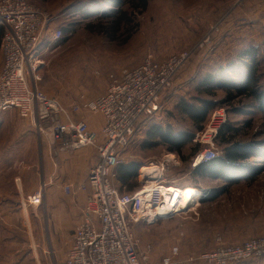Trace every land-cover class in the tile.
I'll use <instances>...</instances> for the list:
<instances>
[{"label": "rangeland", "instance_id": "374dc122", "mask_svg": "<svg viewBox=\"0 0 264 264\" xmlns=\"http://www.w3.org/2000/svg\"><path fill=\"white\" fill-rule=\"evenodd\" d=\"M27 2L52 18L47 37L41 44L40 58L44 63L39 87L46 96L59 100L66 110L70 109L80 88L93 96L101 95L112 76L118 77L122 70L136 67L148 55L162 62L172 54L194 49L191 60L165 95L162 111L148 123L159 124L162 128L169 124L175 131L187 130L192 134L198 130L187 119L177 115L171 119L167 113L179 99L196 95L195 84L209 72L225 65L240 43H247L242 48L249 47L257 42L260 44L264 38V0H142L145 6L140 0ZM119 5L130 20L114 31L103 17L110 18ZM67 27L70 32L65 43L51 39V32ZM62 38L61 32L60 40ZM206 39L210 41L207 43ZM222 98L223 94L219 92L214 100L220 102ZM221 105L223 107H216L209 116L224 110L227 123L244 128L238 140L259 153L264 152V117L253 107L254 103L236 100ZM2 115L0 203L9 193V174L15 173L12 160L20 157L9 155L13 153L9 149V139L16 131L19 133L21 124L26 123L16 111ZM245 122H250V126ZM144 137L145 132L133 140L121 165L141 162L144 166L155 163L158 158L168 160V156L173 155L175 161H170L165 182L182 187L194 183L201 172H211L212 196L198 200L168 220H159L155 224L131 223L138 254L141 259L148 256V260H142L143 264H160V258L172 245H177L185 256L264 236L263 156L252 153L244 172L232 173L230 178L228 175L214 177L217 175L214 165L193 176L191 160L196 151L192 141L183 149L182 156L186 160L182 161L181 157L167 152L164 146L143 149ZM144 182L148 183L142 181L140 186ZM42 207L28 208L22 213L14 209L8 213L7 207L0 205V264H56ZM149 246L150 252L146 253Z\"/></svg>", "mask_w": 264, "mask_h": 264}, {"label": "built area", "instance_id": "2783aa9c", "mask_svg": "<svg viewBox=\"0 0 264 264\" xmlns=\"http://www.w3.org/2000/svg\"><path fill=\"white\" fill-rule=\"evenodd\" d=\"M51 20L27 0H0V25L5 28L0 45V115L16 111L37 130L39 137L48 136L55 148L88 146L98 156L82 186L89 189L83 221L70 238L65 258L56 264H143L142 260H148V256L141 259L138 254L131 223L156 222L162 208L165 210L161 215L173 217L181 213L180 189L162 178L153 185L143 184L133 194L122 193L115 184L116 168L123 164L133 137L162 111L165 95L191 60L194 49L172 54L162 62L148 55L137 67L122 70L118 77L112 76L101 95L93 96L80 88L77 101L68 111L39 87L44 63L40 58L41 44ZM50 37L58 41L61 31L51 32ZM83 111L100 114L104 125L96 130L85 120L71 117V113ZM226 132L225 111L213 112L192 139L196 151L192 169L225 154L229 145L223 141ZM155 164L161 166L163 174L171 166L170 160L161 158ZM31 170L42 175L41 166H32ZM44 188L42 184L27 198L29 205L44 204ZM63 191L71 193L69 186H64ZM263 255L264 236L185 256L177 245H172L160 264H241Z\"/></svg>", "mask_w": 264, "mask_h": 264}, {"label": "trees", "instance_id": "16d2710c", "mask_svg": "<svg viewBox=\"0 0 264 264\" xmlns=\"http://www.w3.org/2000/svg\"><path fill=\"white\" fill-rule=\"evenodd\" d=\"M140 1L142 6H145V3L142 2V0ZM116 8V11L110 18H108L107 15L103 17L106 18V20H104L107 21L106 25H111L114 31L119 29L121 23L130 20L122 10V5ZM68 29L69 27L61 28L63 38L58 40L60 44L67 41L70 32ZM4 30V26L0 25V45ZM246 45L247 43H240L234 56L226 60L225 65L220 66L218 70L209 72L206 76L201 78L194 87V93L196 95L191 96L189 99H179L173 109L167 113L168 118L173 119L176 115L183 117V119H187L191 123L194 129L199 130L207 120L210 112L216 107H223L221 104L227 105L236 100H251L254 103L253 107L264 117V38L262 37L260 44L257 42V44L253 46L242 48V46ZM219 92L223 94V98L220 102H216L214 99ZM245 124L248 127L250 126V122H245ZM243 130L244 128L240 126L227 123V132L223 137V141L229 145L226 147L224 156L218 157L197 168L192 169L191 167L192 175H198L205 167L213 165L215 167L214 172L217 173V175L214 173V177H226V175H228L227 177L230 178L232 173L244 172L247 168L246 162L252 157V153L259 152L253 150L251 147H247L238 140ZM143 132H145V137L141 145L143 149L164 146L167 152L176 154L181 157L182 161L186 160L182 156V151L190 144L195 135L187 130L175 131L169 124L165 128H162L159 124L154 123L138 132L131 140V143L136 138H140ZM259 155L264 157V152L259 153ZM141 167H143L141 162H132L127 165L118 166L116 170L118 178L115 184L120 192L130 194L136 192L138 187L137 184L134 183V180H136L137 173ZM124 189L126 190L124 191ZM255 238H257V236ZM246 263L264 264V255L241 264Z\"/></svg>", "mask_w": 264, "mask_h": 264}, {"label": "crops", "instance_id": "0c3cea01", "mask_svg": "<svg viewBox=\"0 0 264 264\" xmlns=\"http://www.w3.org/2000/svg\"><path fill=\"white\" fill-rule=\"evenodd\" d=\"M76 101L75 98L69 106L70 109ZM71 117L74 120H85L96 130L104 125V119L100 114L88 111L71 113ZM23 121L26 123L20 125L19 133L16 131L9 139V149L13 152L9 155L20 157L12 160L15 173L12 176L9 174V193L5 194V199L0 205L6 206L8 213L14 209L19 210L18 213L27 211L28 208L38 209L39 207L29 205L27 198L44 184L43 222L47 227L51 249L56 255V261L59 262L66 256L65 247L68 246L74 230L83 221L89 189L82 186L85 185L89 169L98 162V156L96 151L88 146L70 145L55 148L48 136L39 137L37 130L26 120ZM35 165L41 166L42 175L32 172L31 167ZM141 169L137 173V180H134L137 190L145 184L144 182L140 186V182L147 180L149 183L155 180L153 176L143 174ZM64 186L70 187V194L64 193ZM6 218L8 220L9 216ZM34 257L35 255L32 256Z\"/></svg>", "mask_w": 264, "mask_h": 264}, {"label": "bare ground", "instance_id": "6f19581e", "mask_svg": "<svg viewBox=\"0 0 264 264\" xmlns=\"http://www.w3.org/2000/svg\"><path fill=\"white\" fill-rule=\"evenodd\" d=\"M168 160L175 161V157L173 155L168 156ZM141 172L143 174L153 176V179H155L156 182L165 178V174H163L161 166L155 163L144 165ZM210 173L201 172L194 183L182 187H176L180 189L179 194H181V210H185L196 204V202L200 199L212 196V189L210 186L212 175H210ZM155 180L153 182H149V184H156ZM164 210L165 209L162 208V211H160L159 214L161 215Z\"/></svg>", "mask_w": 264, "mask_h": 264}, {"label": "water", "instance_id": "95a60500", "mask_svg": "<svg viewBox=\"0 0 264 264\" xmlns=\"http://www.w3.org/2000/svg\"><path fill=\"white\" fill-rule=\"evenodd\" d=\"M170 217L169 215H159V216H156V219L157 220H160V219H165V218H168Z\"/></svg>", "mask_w": 264, "mask_h": 264}]
</instances>
